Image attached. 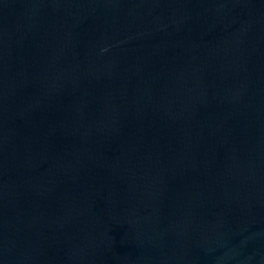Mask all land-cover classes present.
<instances>
[{
	"label": "water",
	"instance_id": "obj_1",
	"mask_svg": "<svg viewBox=\"0 0 264 264\" xmlns=\"http://www.w3.org/2000/svg\"><path fill=\"white\" fill-rule=\"evenodd\" d=\"M0 264H264V0H0Z\"/></svg>",
	"mask_w": 264,
	"mask_h": 264
}]
</instances>
